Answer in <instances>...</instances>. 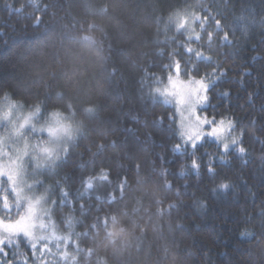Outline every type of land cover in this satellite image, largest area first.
<instances>
[{
  "label": "trees",
  "instance_id": "16d2710c",
  "mask_svg": "<svg viewBox=\"0 0 264 264\" xmlns=\"http://www.w3.org/2000/svg\"><path fill=\"white\" fill-rule=\"evenodd\" d=\"M175 73L205 81L207 128L235 141L184 133ZM9 103L73 129L36 174L68 239L12 235L1 264H264V0H0Z\"/></svg>",
  "mask_w": 264,
  "mask_h": 264
},
{
  "label": "rangeland",
  "instance_id": "374dc122",
  "mask_svg": "<svg viewBox=\"0 0 264 264\" xmlns=\"http://www.w3.org/2000/svg\"><path fill=\"white\" fill-rule=\"evenodd\" d=\"M172 18L181 27L191 23L187 11L175 13ZM162 88V96L177 108L181 128L189 138L207 132L225 146L231 144V139L235 141L228 119H220L207 128L212 121L201 111L206 105L207 88L202 78L183 79L175 73L169 75ZM34 116L16 103L5 104L0 113V120L8 123L0 135V184L5 187L0 210L3 206L8 214L5 216V210L0 213V253L4 252L3 241L12 235H20L42 253L60 249L68 239L55 226L47 183L41 188L36 174L41 164L45 166L55 158L73 129L59 114H51L44 123L36 125L32 124ZM17 207H21L19 211Z\"/></svg>",
  "mask_w": 264,
  "mask_h": 264
}]
</instances>
